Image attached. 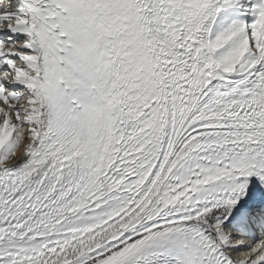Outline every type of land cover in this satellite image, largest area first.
I'll return each mask as SVG.
<instances>
[{"label":"snow or ice","instance_id":"1","mask_svg":"<svg viewBox=\"0 0 264 264\" xmlns=\"http://www.w3.org/2000/svg\"><path fill=\"white\" fill-rule=\"evenodd\" d=\"M0 264H264V0H3Z\"/></svg>","mask_w":264,"mask_h":264},{"label":"clouds","instance_id":"2","mask_svg":"<svg viewBox=\"0 0 264 264\" xmlns=\"http://www.w3.org/2000/svg\"><path fill=\"white\" fill-rule=\"evenodd\" d=\"M0 4H2V0H0Z\"/></svg>","mask_w":264,"mask_h":264}]
</instances>
